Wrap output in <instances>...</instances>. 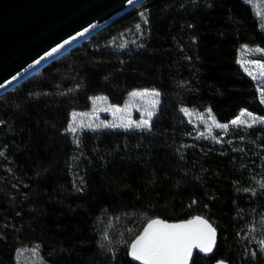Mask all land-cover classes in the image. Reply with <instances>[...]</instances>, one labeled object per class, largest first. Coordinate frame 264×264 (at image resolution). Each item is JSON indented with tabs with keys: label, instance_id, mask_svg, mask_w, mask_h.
<instances>
[{
	"label": "trees",
	"instance_id": "trees-1",
	"mask_svg": "<svg viewBox=\"0 0 264 264\" xmlns=\"http://www.w3.org/2000/svg\"><path fill=\"white\" fill-rule=\"evenodd\" d=\"M240 46L264 49L246 0H144L0 94V264L32 247L41 264H135L149 219L197 214L218 240L192 264H264V124L229 123L264 117ZM137 89L160 95L149 128L66 131L93 97Z\"/></svg>",
	"mask_w": 264,
	"mask_h": 264
},
{
	"label": "water",
	"instance_id": "water-1",
	"mask_svg": "<svg viewBox=\"0 0 264 264\" xmlns=\"http://www.w3.org/2000/svg\"><path fill=\"white\" fill-rule=\"evenodd\" d=\"M143 1L132 0L129 4L127 0H0V85H3L0 87V94ZM57 45L61 47L56 53H52L51 50ZM46 53L50 55H45ZM194 217L207 220L216 233L212 252L192 249V256L188 261V264H192L196 253L203 257L211 256L218 240L216 227L203 215L197 214L177 221L154 217L145 223L138 235L153 219L178 223ZM128 257L131 262L142 264L129 254ZM220 262L228 264L225 260H217L213 264Z\"/></svg>",
	"mask_w": 264,
	"mask_h": 264
},
{
	"label": "snow or ice",
	"instance_id": "snow-or-ice-1",
	"mask_svg": "<svg viewBox=\"0 0 264 264\" xmlns=\"http://www.w3.org/2000/svg\"><path fill=\"white\" fill-rule=\"evenodd\" d=\"M127 2L131 4L132 0H127ZM136 27L139 28L140 25H137ZM85 31H87V29H85ZM77 35H79V33ZM65 43H68V41H65ZM60 47L61 45H57L51 50V52L56 53ZM256 51L264 53V49L257 48ZM45 55H50V53H46ZM41 59H43V57H41ZM254 63H256L261 69H264V63H261L260 61H255ZM261 75H264V72H262ZM13 79H15V77ZM0 87H3V85H0ZM130 95L133 97L138 96L144 98L149 95L158 97L159 93L156 90L143 89L134 90ZM156 103H158L157 100L152 101L153 106H155ZM113 109L114 113L121 111V109L116 106H113ZM105 111H107V109H105ZM181 111L188 114V109H181ZM207 111L211 113V109H208ZM77 115L78 114L75 112L72 113L73 120L69 122L66 131L72 133L77 131V126H74L75 117ZM244 115L251 117L253 124H264V117H256L246 110H242L240 115L229 123L231 125L247 124V121L241 119ZM152 116L153 112L147 111V119L142 116L139 121L129 120L128 122H122L119 125L106 124L105 126L113 128L123 127L124 129H129L135 126L136 128L146 129L151 126L150 121ZM209 118L212 119L213 123L219 128L227 129L229 127L228 124L216 123L215 119L211 116H209ZM97 127H99V125H97ZM248 127H251V124H249ZM241 139H243V137H241ZM260 188L264 189V181L260 183ZM245 191H248V189ZM215 233V228H213L207 220L201 217H194L190 220L178 223H168L164 220L153 219L148 222L143 232L132 241L128 254L132 259L141 261L142 264H188L189 258L192 256L193 248H198L205 253L212 252L213 246L215 245ZM260 243L261 245H264V240ZM220 264H223V262H220Z\"/></svg>",
	"mask_w": 264,
	"mask_h": 264
},
{
	"label": "rangeland",
	"instance_id": "rangeland-1",
	"mask_svg": "<svg viewBox=\"0 0 264 264\" xmlns=\"http://www.w3.org/2000/svg\"><path fill=\"white\" fill-rule=\"evenodd\" d=\"M246 1L252 5L264 28V0ZM256 49L257 47L240 46L238 48V61L246 75L255 82L259 89L261 101L264 104V91H262L264 90V75H261V73L264 72V69H261L256 63H254L255 61L264 63V53L258 52ZM130 93L126 96L121 105L111 104L105 96H95L91 99V106L87 111H73L78 114L74 121V126H77V131L75 133L82 130L124 129L123 127L113 128L105 125H119L122 122L126 123L129 120L139 121L142 116L147 119V111H152L153 116L155 115L159 105L160 95L158 97L149 95L141 98L138 96L133 97ZM153 100L158 101L155 106L152 104ZM113 106L118 107L121 111L114 113ZM105 109H107V111H105ZM73 112H71L69 122L73 120ZM186 116L188 119H191L193 123L198 125L203 124L204 126H208L212 124V119L209 118L207 113L191 112ZM241 119L252 122V118L247 115L242 116ZM97 125H99V127H97ZM129 129L141 128L133 126ZM15 262V264H41L36 247L18 250L15 254Z\"/></svg>",
	"mask_w": 264,
	"mask_h": 264
}]
</instances>
